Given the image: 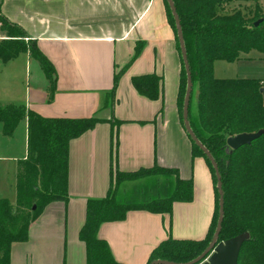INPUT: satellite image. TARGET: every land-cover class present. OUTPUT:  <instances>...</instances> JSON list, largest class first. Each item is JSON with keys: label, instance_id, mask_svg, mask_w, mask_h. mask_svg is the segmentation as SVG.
<instances>
[{"label": "crops", "instance_id": "1", "mask_svg": "<svg viewBox=\"0 0 264 264\" xmlns=\"http://www.w3.org/2000/svg\"><path fill=\"white\" fill-rule=\"evenodd\" d=\"M234 2L225 10L234 9ZM257 3L264 13V0ZM0 12L36 41L55 69V90L50 93L40 64L28 54L0 61L10 81L23 67L32 80L25 106L43 117L98 119L69 143L67 200L48 204L29 225L27 239L11 244L9 264H85V245L78 235L86 203L106 195L114 169L133 172L156 164L176 168L182 179L193 182L192 200L174 202L171 213L130 210L123 220L99 226L97 236L107 242L116 261L147 264L152 249L168 237L203 238L214 211V183L205 159L192 160L191 142L179 119L181 64L164 1L2 0ZM255 62H264V54L241 53L224 65L233 73L227 78L264 81V67ZM152 73L162 77L158 100L140 95L131 84L132 76ZM169 76L171 83L176 81V109L170 116L163 110ZM20 123L26 144V120ZM0 133L4 136L2 125Z\"/></svg>", "mask_w": 264, "mask_h": 264}, {"label": "trees", "instance_id": "2", "mask_svg": "<svg viewBox=\"0 0 264 264\" xmlns=\"http://www.w3.org/2000/svg\"><path fill=\"white\" fill-rule=\"evenodd\" d=\"M163 1L167 21L175 32L180 57L176 106L184 128L187 73L175 19L168 0ZM170 1L179 20L192 91L197 86L194 109L191 108L192 91L190 95L188 125L210 154L219 172L223 214L217 242L247 233L237 264H264V81L220 79L213 75V65L217 60L234 62L241 53L251 50L264 54V13L258 6L253 14L239 8L225 10L226 5L238 0ZM1 4L2 0L0 7ZM257 20L260 21L254 26ZM0 32L4 33L0 39V61L6 63L22 53L28 54L40 64L50 83L49 92H54V66L36 41L1 12ZM139 50L140 46H137L134 56ZM120 74L114 77L111 97L114 96ZM131 84L149 100H158L162 96V77L154 73L132 76ZM22 120H26L27 125L26 157L16 175L15 203L0 198V264H9L11 244L27 239L29 225L48 204L67 200L69 143L98 122L94 117H43L22 103H0V123L4 136H11ZM258 130H263L262 134L248 145L232 150L226 144L230 136ZM186 134L191 142L192 160L203 157L213 179L215 205L211 222L201 239L168 237L162 240L150 252L147 264L154 260L175 263L194 260L208 247L217 226L219 193L214 168L200 147ZM155 173L172 176L168 180L173 185H168L170 189L165 188L163 195L140 202L118 196L123 181L148 178ZM192 196V180L182 179L176 168L155 164L133 172L111 170V183L106 195L88 199L86 203L85 221L78 235L85 245V264H122L114 259L107 242L97 236L102 223L123 220L130 210L171 213L174 202H189Z\"/></svg>", "mask_w": 264, "mask_h": 264}, {"label": "rangeland", "instance_id": "3", "mask_svg": "<svg viewBox=\"0 0 264 264\" xmlns=\"http://www.w3.org/2000/svg\"><path fill=\"white\" fill-rule=\"evenodd\" d=\"M258 0H238L234 2L235 8H240L248 14L255 12ZM4 33L0 32V37ZM177 49V46H176ZM256 53V52H254ZM177 58H179V52H176ZM33 59V58H31ZM35 60V59H34ZM36 61V60H35ZM255 65L264 67V62H255ZM12 65V64H8ZM225 61H218L216 63L215 70L213 72L214 77L226 79L233 76V73ZM2 64L0 62V103H25L26 91L30 86V78L28 80V74L26 70L22 69L19 75L10 81L5 77L2 71ZM173 67H169L171 76L173 79ZM264 74V73H263ZM171 76H169V83L167 85L168 98L165 102L164 109L167 111V115H173L175 111V94H176V81L171 83ZM32 84V83H31ZM197 98V86L193 87L191 97V108H195ZM264 99V95H263ZM1 125V123H0ZM23 124L20 123L15 129L13 135L9 137L2 136L0 133V198L7 199L10 203L15 202V178L18 168L26 155V144L23 136ZM170 174L155 173L148 178L142 177L132 181H123L118 189V196L125 200L144 201L151 197L163 195L165 188L173 185L169 183ZM169 185V186H168ZM159 188V190H158ZM170 191V190H169ZM166 193V192H165Z\"/></svg>", "mask_w": 264, "mask_h": 264}, {"label": "water", "instance_id": "4", "mask_svg": "<svg viewBox=\"0 0 264 264\" xmlns=\"http://www.w3.org/2000/svg\"><path fill=\"white\" fill-rule=\"evenodd\" d=\"M168 3L170 5L172 14L175 19V24L177 28V36L181 47V52L183 56V60L186 67V73H187V85H186V92L184 97V104H183V122H184V128L185 131L188 133L190 138L200 147V149L204 152V154L207 156V158L210 160L215 175L217 178V187H218V193H219V216L217 221V226L213 235V238L211 242L209 243L208 247L203 251V253L195 258L194 260L187 262V263H175L165 260H154L150 264H237L238 255L240 248L243 244V242L247 239L248 234L242 233L239 235H236L234 237H231L229 239H226L221 242H217V237L219 235L221 222H222V214H223V208H222V193L220 189V180H219V172L217 169L216 164L213 162L210 154L207 152V150L199 143V141L195 138L193 133L191 132L188 121H187V112H188V106L190 101V95L192 91V81H191V75L187 67V60L184 52V48L182 45V39L180 35L179 30V20L176 15V12L174 10V7L170 0H168ZM260 20H257L254 23V26H257ZM260 92H263L262 89H260ZM263 130H258L254 133H240L234 136H230L226 139L227 146L232 149H238L239 147L243 145L250 144L253 140L258 138L262 134ZM35 207H33L34 209Z\"/></svg>", "mask_w": 264, "mask_h": 264}]
</instances>
